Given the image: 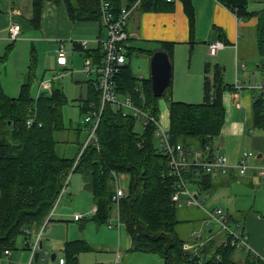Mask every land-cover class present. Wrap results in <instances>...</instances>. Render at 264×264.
Segmentation results:
<instances>
[{
	"label": "trees",
	"instance_id": "1",
	"mask_svg": "<svg viewBox=\"0 0 264 264\" xmlns=\"http://www.w3.org/2000/svg\"><path fill=\"white\" fill-rule=\"evenodd\" d=\"M44 1L47 0H32L30 23L35 28L41 26ZM48 1L64 2L75 22L99 21L102 24L101 0ZM137 1L140 11H171L175 4V0H109L116 15L122 7ZM180 1L193 33V0ZM218 1L240 17L250 14L247 0ZM173 46L172 42H164L162 48L171 64ZM102 51L100 44L99 48L87 49L85 54L100 61ZM5 57L6 54L0 55V61ZM223 71L218 64L205 66V72L211 75L204 84L203 102L169 100L171 142L192 146L189 139L195 138L199 147L205 148L221 133L226 115L223 94L229 89ZM31 82L32 76L17 96L0 90V251L13 250L21 234L29 240L26 229L39 230L43 226L76 159V156H60L56 151L54 133L64 127L59 107L64 93L55 88L50 95L40 93L36 97L31 94ZM116 84L119 92L133 96L138 104L142 103L136 88L142 87L146 95L145 107L158 116L161 97L153 95L151 79L134 76L130 64H126L116 76ZM167 91L172 92V78ZM99 103L100 95L94 88L91 97L80 103V110L87 113ZM33 113H36L34 124L28 127L27 119ZM254 117L256 125H264L262 94L255 101ZM137 123H140L137 117L123 116L111 105L107 106L97 129L98 147L90 144L79 160L75 172L82 175L84 187L91 192L97 206L92 219L99 224L107 222L112 215L115 192L112 173L127 174L129 183L127 194L120 201V216L131 236L132 250L155 254L164 264H264L249 253L244 262H237L234 247L217 245L214 240L200 250V257H191L185 252V240L177 232L181 221L172 200L177 179L171 174L168 157L158 144L157 125L149 123L141 133L136 130ZM185 177L195 186L198 195L205 185L212 184V175L201 170H189ZM196 238L200 240L199 236ZM92 249L84 240L67 241L63 247L65 264H79V254Z\"/></svg>",
	"mask_w": 264,
	"mask_h": 264
},
{
	"label": "crops",
	"instance_id": "2",
	"mask_svg": "<svg viewBox=\"0 0 264 264\" xmlns=\"http://www.w3.org/2000/svg\"><path fill=\"white\" fill-rule=\"evenodd\" d=\"M193 4L195 7L193 33L190 32L188 17L180 0H175L174 9L171 11H140L138 6L131 13L127 24L129 33L126 42L127 58L131 60L134 55L149 56L147 65L140 66L136 72L130 62L132 72L134 76L138 74L144 80L151 79L153 54L162 50L164 42H172L174 46L171 99L194 103L200 101L201 97H203L202 102L204 101V84L211 75L205 72V66L220 65L224 70V80L229 86L223 94L226 115L222 131L210 147L213 153L226 155L232 163L239 160L243 151L250 149L249 151H253L255 156L249 160V163L260 165L264 163V125H256L254 105L261 95L257 86L264 80V0H247V11L250 14L242 17L218 0H193ZM31 16L32 0H0V41L9 42L7 38L9 27L18 23L23 30V24L30 23ZM40 27L41 31H45L48 37H51L47 39L48 42L53 43L49 50L48 61L44 63L45 70L40 79L41 85L38 86L40 92L50 95L53 89H61L54 82L55 76L51 78L47 73L49 65L55 64L61 70H65V73L72 71L71 75L81 74L82 82L88 84V97L82 98V101L89 99L95 86L93 75L89 76L83 70L85 51L99 48L98 40H102L104 26L99 21L75 22L71 20L64 2L47 0L43 2ZM87 38L91 39L93 46L87 45L84 48L77 44ZM65 39L71 40L73 45L72 50L68 47L66 66L61 67L58 65L56 50L58 43L65 42ZM219 40L223 41L225 46L213 55L209 52L208 46ZM77 50L81 51L80 57L78 52H75ZM168 105L169 101L162 113V121L166 128L170 126ZM193 141L195 142L194 139ZM80 144L74 156H69L66 149L59 155L74 158ZM196 147H199V144ZM220 176L223 179L216 183L214 180ZM72 179L73 175L71 183ZM261 181V172L257 169L250 168L245 175H240L236 169H232L225 175H213L211 186L205 185L198 198L205 207L221 206L225 209L231 224L245 230L249 235L251 246L264 255V214L256 213L254 208L259 202L260 192H264ZM71 183L65 200L72 201L77 207L71 210L70 206L62 205L57 210L59 214L55 213L45 225L41 237L42 244L51 255L55 254V260L50 257V261H47L44 258L43 264H60L59 259L64 257V244L74 240H84L93 248L79 254V264L105 262L115 264L117 251L120 253L118 264H164V260L155 254L132 250L131 236L125 227H122L120 232L117 230L115 232L114 229H107L104 224L95 222L92 219L95 203L91 192L84 187L82 175L76 177L74 185L71 186ZM252 190L256 192L254 197L250 195ZM83 200L89 201V206H82ZM251 211L253 214H249ZM72 213H74V221H69L67 217ZM76 215H85V217L91 215L90 221L79 225L76 222L81 221L82 218L76 219ZM204 216L199 211L190 213V217L194 218H189L191 220L188 224L192 237H196L192 233L197 232L199 237L203 234L205 239L203 243L193 247L198 248L199 253L211 240L216 241L217 245L221 244L223 237L220 228L217 233H214L213 228H209L206 237V228L202 222ZM244 216L242 222L241 218ZM40 230L30 228L26 233L30 237L29 240L23 234L19 235L21 237L18 236L14 248L17 251L12 250L7 260L8 264H25L29 261L28 246ZM246 256V252L236 251L234 259L237 262H244Z\"/></svg>",
	"mask_w": 264,
	"mask_h": 264
},
{
	"label": "built area",
	"instance_id": "3",
	"mask_svg": "<svg viewBox=\"0 0 264 264\" xmlns=\"http://www.w3.org/2000/svg\"><path fill=\"white\" fill-rule=\"evenodd\" d=\"M173 1V0H168ZM139 6V1L131 6L122 7L121 11L116 15L113 13L109 0H101L102 24L107 30V38L98 40L103 45L102 57L100 61H95L92 57H86L83 70L94 77L95 89L99 92L100 103L98 107L86 113L84 121H81L80 130L87 133V138L80 144L78 153L76 154L75 162L68 174L63 187L55 200L53 208L47 215L43 226H45L59 208L60 201L65 194L70 190V183L73 173L79 160L90 144H95L98 147L97 129L101 118L107 106L111 105L117 111H120L123 116L133 115L138 118L143 129H146L149 123L157 125L158 144L163 153L168 157L171 174L177 179L176 190L172 195V200L176 205H199L202 206L205 212L203 225L207 226L214 223L220 226L223 231L221 244L225 247H234L236 251H244L249 253L256 259L264 262V255L256 251L250 244L249 235L245 230L234 227L228 213L221 206L205 207L203 202L196 197L197 192L191 188V184L185 177V173L189 170L203 171L210 175H225L230 170L236 169L240 175H245L250 168L257 169L261 172V184L264 187V163L255 165L249 163V160L255 156L253 151L245 150L242 152L239 160L232 163L224 154L213 153L210 146L205 148L185 146L182 143L171 142L169 128L163 127L159 121V117L154 112L145 107L146 95L142 87H137L139 99L142 104H138L131 95H124L117 89L116 76L127 64L126 42L129 39L127 31L128 18L131 13ZM22 33L21 25L14 23L9 27L8 40L13 42L19 39ZM82 47H87L88 41L81 40L77 42ZM225 46L223 41H214L209 44L208 49L211 54H216L217 51ZM58 65L65 67L67 64V50L63 41L58 43L57 47ZM63 75V72H61ZM59 76H55L54 79ZM141 78V77H139ZM41 85V82L39 86ZM257 89L264 95V80L257 86ZM40 90H37L36 97H39ZM36 113H33L27 119L26 125L31 127L34 124ZM41 125V124H39ZM121 175L113 172V182L115 192L112 195L113 213L108 218L106 225L109 229H114L120 232L123 223L120 216V201L127 194V188L121 182ZM97 210V206L93 207V213ZM76 219H80L81 215H76ZM42 226V227H43ZM27 233L29 229H26ZM195 236L197 232L192 233ZM42 230L35 235V239L30 243V258L27 264H33L36 252L42 248ZM197 239V238H196ZM12 249L5 248L0 251V264L8 260L11 256ZM185 252L191 257H200L198 248H193V252ZM41 257V256H40ZM120 261V253L117 251L115 264ZM60 264H65V258L59 259Z\"/></svg>",
	"mask_w": 264,
	"mask_h": 264
},
{
	"label": "rangeland",
	"instance_id": "4",
	"mask_svg": "<svg viewBox=\"0 0 264 264\" xmlns=\"http://www.w3.org/2000/svg\"><path fill=\"white\" fill-rule=\"evenodd\" d=\"M31 25L32 24H30L29 22L23 24L24 27L22 33L19 39H17L16 41L13 42L0 41V54L3 55L6 54V57L2 61H0V90H4L9 96H17L21 90L22 85L24 83H27L31 78V76H32L31 94L33 96H36L38 86L40 84V79L45 70L44 63L48 61V57L50 55L49 50L53 43L48 42L47 39H50L51 37H48L45 31H41L40 30L41 27L35 28L32 27ZM102 29L104 30L102 40H105L107 38V30L105 27ZM65 40L66 41L64 42V44L65 45L67 44V47L65 48L68 52V47H70L71 48L70 50H72L73 42L68 39ZM87 40L90 41V42L88 41V46L94 45L93 43H91L90 38H87ZM8 44H12V45L8 48ZM75 52H78V56L80 57L79 52L81 51L77 50ZM134 54H136V52ZM148 57H149L148 55L147 57H144L142 55H134L131 58V60L127 58V64H130L131 62L134 72H136L137 68H139L140 66L145 67L147 65ZM61 72H63V75H61ZM71 72L72 71L65 73V70H61L59 67H57V65L55 66V64L54 65L50 64L47 70V73L51 78L54 76H59L54 80V82L58 87H61V91L64 93L65 96V98L61 101L59 105L60 111L62 113L64 127L63 129L57 130L54 133V138L57 141L56 151L58 154H63L62 152H64V149H66V153L69 154V156H74V154L77 151V148L79 147V143H82L87 138V133L83 130H80L81 127L79 126V124L81 121H84L86 117V112L82 113L80 110V103L83 102L82 98L86 99L88 97L87 96L88 84L87 82H82V79L80 78L81 74L75 73L71 75ZM136 77H139V75L137 74ZM172 89H173V85H172ZM171 93L172 92L169 93V91H167L160 98L158 102L159 104L158 117L163 127L165 125L162 121V113L163 111H165L168 101L172 100ZM202 98L203 97H201V99H199L200 101L198 102H202L203 100ZM198 102H194V103H198ZM136 130L141 133L144 131L140 123H137ZM194 140L195 142L194 141L192 142V140L189 139L191 144H193L192 147H196V145L198 144V141L195 138ZM79 174H80L79 172L73 173L71 186L74 185V181ZM221 177L222 176H220L218 179L214 181L216 183L220 182V180L223 179ZM121 182H123L122 184H124V186L127 187L129 183V176L127 174H122ZM190 186L192 189L195 188V186L192 185ZM69 191L60 201L59 208L64 204L70 206L71 210H74V208L77 207V204L73 203L72 201L67 202L65 200ZM260 194L261 196L259 202L254 208L257 211L256 213L264 214V192H260ZM250 195L254 197L256 196V192L252 190V193ZM81 205L89 206V201L83 200L81 201ZM196 211H199L201 215L204 216L205 212L202 206L196 204L193 205L182 204L177 206V217L181 221L177 226V232L179 236L185 240L184 247L188 252H193V247L205 241V239L198 240L196 239V237H192L189 233L190 229L188 227V224H189V220H191L189 218H194V217H190V213H194ZM77 213H81V212L77 211ZM56 214H59V211H57ZM72 214L70 215V217H67L69 221L71 220L74 221L73 219L74 213ZM249 214H253V212L251 211ZM81 216H82L81 221L76 222L79 225L82 223L87 224L90 221L91 215H86V217L85 215H81ZM244 219L245 216L241 218V221L244 222ZM232 225L234 226V224ZM104 227L108 229L106 223L104 224ZM45 228H46L45 226L40 228L42 230V235ZM204 228H206L205 235L207 237V235L209 234L208 233L209 228H213L215 230L214 233H217L220 226L214 223H210ZM19 237L17 238V240L19 239ZM16 251L17 250L14 249V252ZM40 251H41V257L39 259L40 261H38L39 263L38 262L36 263L34 261L33 264H43L42 260L44 258L47 261H50L51 252L47 251L45 247H43ZM7 262L8 261L6 260L4 261L3 264H8ZM27 263L28 261L25 264ZM104 264H108V263L105 262Z\"/></svg>",
	"mask_w": 264,
	"mask_h": 264
},
{
	"label": "water",
	"instance_id": "5",
	"mask_svg": "<svg viewBox=\"0 0 264 264\" xmlns=\"http://www.w3.org/2000/svg\"><path fill=\"white\" fill-rule=\"evenodd\" d=\"M172 77V64L169 60L167 53L163 50L156 51L151 60V85L152 93L155 97H162L171 82ZM198 198V194H196ZM210 232L212 229L209 230ZM203 238L201 234L200 239ZM43 248V244L41 246ZM41 251L36 252L35 262L40 259ZM51 259L55 260V254L51 255Z\"/></svg>",
	"mask_w": 264,
	"mask_h": 264
}]
</instances>
